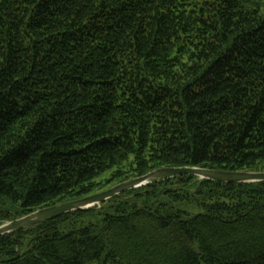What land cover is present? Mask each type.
Instances as JSON below:
<instances>
[{"label":"trees","instance_id":"trees-1","mask_svg":"<svg viewBox=\"0 0 264 264\" xmlns=\"http://www.w3.org/2000/svg\"><path fill=\"white\" fill-rule=\"evenodd\" d=\"M167 167L264 172V0H0V225ZM109 203L0 264H264V182Z\"/></svg>","mask_w":264,"mask_h":264},{"label":"water","instance_id":"water-1","mask_svg":"<svg viewBox=\"0 0 264 264\" xmlns=\"http://www.w3.org/2000/svg\"><path fill=\"white\" fill-rule=\"evenodd\" d=\"M185 175L221 183L243 184L264 182V172H229L203 167H167L157 169L146 175L118 183L102 192L78 200L43 207L22 217L7 221L0 225V236L24 230L31 226L56 219L67 213L86 211L96 206H101L103 203L129 190Z\"/></svg>","mask_w":264,"mask_h":264},{"label":"rangeland","instance_id":"rangeland-1","mask_svg":"<svg viewBox=\"0 0 264 264\" xmlns=\"http://www.w3.org/2000/svg\"><path fill=\"white\" fill-rule=\"evenodd\" d=\"M113 187V186H112ZM111 188V187H110ZM109 189V188H108ZM107 190V189H106ZM104 205H108V204H110L109 203V201H107V202H105V203H103Z\"/></svg>","mask_w":264,"mask_h":264}]
</instances>
